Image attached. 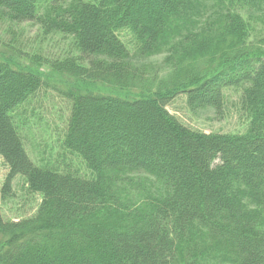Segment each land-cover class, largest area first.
Returning a JSON list of instances; mask_svg holds the SVG:
<instances>
[{"label": "trees", "instance_id": "obj_1", "mask_svg": "<svg viewBox=\"0 0 264 264\" xmlns=\"http://www.w3.org/2000/svg\"><path fill=\"white\" fill-rule=\"evenodd\" d=\"M39 4L0 0V31L39 20ZM50 10L47 30L72 37L77 55L23 65L0 50L2 197L17 177L42 197L17 222L0 208V264H264V46L251 43L264 0H69ZM161 53L164 79L145 65ZM55 79L70 80L62 148L90 178L26 150L23 110ZM228 90L250 121L244 135L192 130L167 110L186 95L193 111L220 115Z\"/></svg>", "mask_w": 264, "mask_h": 264}, {"label": "rangeland", "instance_id": "obj_2", "mask_svg": "<svg viewBox=\"0 0 264 264\" xmlns=\"http://www.w3.org/2000/svg\"><path fill=\"white\" fill-rule=\"evenodd\" d=\"M67 1L69 0H40L39 20L4 26L0 31V50H16L23 65H30L35 60L43 65H52L77 55L72 37L48 31L46 28L50 8L61 7ZM86 1L97 3L101 0ZM259 14V19L252 21L256 32L251 35V43L264 46V11ZM120 37L132 53L137 50L131 34L120 33ZM168 54L170 53L158 54L145 62L147 70L150 73L156 72L160 79L168 78L171 72L170 67L165 65ZM68 81L70 80L61 82L55 79L52 82L57 85L56 88L53 84L46 90L42 89L23 110L24 118L29 124L24 136L25 147L37 164H58L62 169L90 178L91 172L85 163L76 156L66 154L62 148L63 135L71 114V103L62 94L70 87ZM225 94L224 108L220 115L212 110L193 111L188 105L186 95L177 97L167 106V110L192 130L206 134L244 135L249 130L250 121L241 111L240 95L235 90H228ZM8 173L9 169L0 158V208L5 219L17 222L33 217L42 197L29 193L25 179L17 177L13 182L11 196L3 199L2 189Z\"/></svg>", "mask_w": 264, "mask_h": 264}]
</instances>
